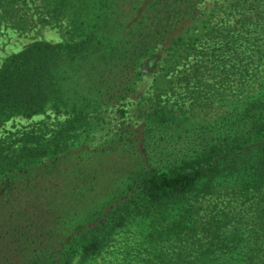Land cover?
Instances as JSON below:
<instances>
[{"label":"trees","instance_id":"obj_1","mask_svg":"<svg viewBox=\"0 0 264 264\" xmlns=\"http://www.w3.org/2000/svg\"><path fill=\"white\" fill-rule=\"evenodd\" d=\"M30 1L0 0V26L25 27ZM42 2L81 38L36 40L0 67V116L47 105L68 114L50 132L0 143V264H84L136 219L148 223L142 250L119 252L134 264H264V0ZM188 21L204 23L177 73L191 103L239 104L189 126L163 112L137 133L119 108L110 147H90L94 125L111 123L102 104L125 98L144 61ZM118 151L133 166L96 203L88 186ZM207 196L220 206L202 209Z\"/></svg>","mask_w":264,"mask_h":264},{"label":"rangeland","instance_id":"obj_2","mask_svg":"<svg viewBox=\"0 0 264 264\" xmlns=\"http://www.w3.org/2000/svg\"><path fill=\"white\" fill-rule=\"evenodd\" d=\"M208 8L212 2L205 3ZM29 21L23 28L0 26V67L7 57L24 49L28 44L36 40H47L51 42H67L78 41L81 36L75 34L71 30V25L67 17L52 16L48 6H44L42 0H32L29 3ZM205 16L202 14L200 17ZM193 21L187 22L185 27L176 29L169 35L166 42L162 43L155 53L145 60L141 69L143 74L137 81L135 88L126 94L125 98L120 97L117 101L104 102L101 108L106 111V118L111 123H98L94 125V131L91 135L90 147L104 148L110 147L108 127H113L117 123L118 116H115L116 109H126L125 123L131 124V131L144 129L150 120L160 113L167 112V115L178 117L177 120L183 125H195L206 123L211 119L224 115L227 110H231L239 104V101H218L212 107L196 105L191 103V94L185 91L183 84L178 81L177 73L191 61L190 54L186 52L187 43L194 37L192 32H199L198 29H203L204 23L194 28ZM204 32V30H202ZM179 35V36H178ZM179 37H184V44H179ZM188 37V38H187ZM187 53V54H186ZM102 97L110 96L103 90ZM258 93V91H257ZM252 94V93H251ZM242 96V95H240ZM104 101V99L102 100ZM172 111V112H171ZM68 117V114L62 109L56 111L50 105L44 111L25 116L21 113H11L10 115L0 116V143L10 141V137L15 133H20L33 128H42L50 132L52 129L59 127L60 123ZM183 120V122H182ZM112 132V131H111ZM112 132V133H113ZM107 141V142H106ZM102 147V146H101ZM111 152V151H110ZM84 154V153H83ZM122 151L110 153L106 164L101 168L107 171L101 172L98 175V181H94L90 187L91 192L95 195L96 203H102L106 199V191H112L117 185L124 184L123 180L128 175L133 161L127 154ZM81 157H86L85 155ZM68 176V175H67ZM78 185H73L77 187ZM94 202V201H92ZM220 206V199L207 196L200 201V206L204 210H208L214 204ZM148 231V223L146 220L136 219L130 225L121 230L116 235V241L109 250L100 256L89 260L84 264H134V260L123 259L121 250L126 249L129 245L130 249L126 251L138 252L140 243H144L145 235ZM132 258V257H131ZM73 264H83L76 258Z\"/></svg>","mask_w":264,"mask_h":264}]
</instances>
